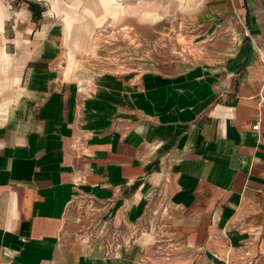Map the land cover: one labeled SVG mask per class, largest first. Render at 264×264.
<instances>
[{"label":"crops","instance_id":"obj_1","mask_svg":"<svg viewBox=\"0 0 264 264\" xmlns=\"http://www.w3.org/2000/svg\"><path fill=\"white\" fill-rule=\"evenodd\" d=\"M190 1L157 68L78 81L34 37L0 95V264H264V0Z\"/></svg>","mask_w":264,"mask_h":264},{"label":"rangeland","instance_id":"obj_2","mask_svg":"<svg viewBox=\"0 0 264 264\" xmlns=\"http://www.w3.org/2000/svg\"><path fill=\"white\" fill-rule=\"evenodd\" d=\"M137 1L115 0L112 15L95 26L91 34L93 54L90 55L86 54L91 51L89 45L82 43L84 39L87 40L84 34L81 42L78 41L85 46L82 50L75 48L76 43L73 39L69 42L66 38L63 17L59 10L63 5L77 10L75 11L77 16L83 18L81 21L84 23L90 14L98 12L100 0H0V11L7 8V15L11 17L4 21L3 29L0 30V95L7 89L12 91L19 86V83L17 85L14 81L17 64L18 67L21 64L28 67L29 61L26 59L30 57V60L33 57L29 47L30 45L32 47L34 37L36 40L37 35L41 42L38 55L41 59L56 58L57 62L53 67L59 73H68L71 51L78 67L81 65L84 69L72 73V79L78 81L84 74L102 70L120 72L133 68L140 70L157 68L160 63L173 60L182 51L187 50L185 46L180 45L181 49L176 45L178 41H183L177 28L184 21L186 10L191 9L189 6L191 1L188 4H185L187 0H184L183 4H180L179 0ZM148 4L153 9L158 8L159 18L153 23L143 22L137 18L139 16L142 19L153 20L157 17V14L146 6ZM141 5L144 6L139 7ZM116 6L121 11L115 9ZM135 6L137 8L134 9ZM234 19L237 21V18ZM76 24L81 26L79 21ZM37 64L39 68L51 67L49 62L41 61ZM3 101L12 102V96L5 95Z\"/></svg>","mask_w":264,"mask_h":264},{"label":"bare ground","instance_id":"obj_3","mask_svg":"<svg viewBox=\"0 0 264 264\" xmlns=\"http://www.w3.org/2000/svg\"><path fill=\"white\" fill-rule=\"evenodd\" d=\"M138 1H141V0H138ZM115 5H116L115 0H100V6H99L100 11L98 10V12L96 14L95 13L94 14L87 13V14H90L91 16L84 23H82V21H81L83 18H79L78 17L79 15L77 16V14L75 12L77 10H73L70 7H68L67 5H63L61 7V9L59 10V12L62 13L63 26H64V31L66 33V38L69 40V42L73 39V41L76 43L75 48L82 50L83 47H85V46L81 43H78V41L81 42L82 35L84 34L87 37V40L84 39L82 41V43L84 42L85 45L88 44L90 47L89 49L92 51L93 46L91 43V34L93 33L95 26L100 25L105 19H108L109 16L112 15V10H113ZM53 6H55V5L53 4ZM143 6L144 5H141L139 7H143ZM146 6H148L149 9H151L152 11H155L158 9V8L152 9L149 6V4ZM133 8L135 9L137 7L135 6ZM115 9L121 11V9L118 6H116ZM77 21H79V24L81 26L76 24ZM78 66L79 65L75 62V60L71 54V51H70L69 52L67 72L70 74L75 73L77 71L79 72L80 67H78Z\"/></svg>","mask_w":264,"mask_h":264},{"label":"clouds","instance_id":"obj_4","mask_svg":"<svg viewBox=\"0 0 264 264\" xmlns=\"http://www.w3.org/2000/svg\"><path fill=\"white\" fill-rule=\"evenodd\" d=\"M7 12H8L7 8H4L2 11H0V30L3 29L4 21L11 18L9 15H7Z\"/></svg>","mask_w":264,"mask_h":264},{"label":"built area","instance_id":"obj_5","mask_svg":"<svg viewBox=\"0 0 264 264\" xmlns=\"http://www.w3.org/2000/svg\"><path fill=\"white\" fill-rule=\"evenodd\" d=\"M257 127H258V125H257V124H254V125L251 127V129L256 131V130H257Z\"/></svg>","mask_w":264,"mask_h":264}]
</instances>
